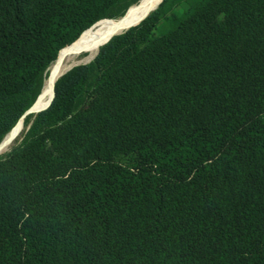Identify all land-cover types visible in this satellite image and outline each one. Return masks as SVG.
Here are the masks:
<instances>
[{
    "label": "trees",
    "instance_id": "1",
    "mask_svg": "<svg viewBox=\"0 0 264 264\" xmlns=\"http://www.w3.org/2000/svg\"><path fill=\"white\" fill-rule=\"evenodd\" d=\"M135 1L0 0V141ZM99 45L0 154V264H264V0H162Z\"/></svg>",
    "mask_w": 264,
    "mask_h": 264
},
{
    "label": "bare ground",
    "instance_id": "2",
    "mask_svg": "<svg viewBox=\"0 0 264 264\" xmlns=\"http://www.w3.org/2000/svg\"><path fill=\"white\" fill-rule=\"evenodd\" d=\"M159 1L160 0H142L140 4L134 5L131 8L127 18L119 25H115L111 21H100L92 25L85 32L81 33V36L77 41H74L75 43L73 42L69 46L60 50L56 60L47 69L48 74L47 76L45 75V80H43V87L39 93L33 112H37L48 106L53 96L54 82L63 72L74 65L91 61L97 54L99 43L102 44L103 42L108 41L112 36L124 32L134 23H138L153 9L155 5L159 3ZM104 39L106 40L103 41ZM23 118L19 119L16 126L6 134L4 138L5 141L8 139L14 140L17 137L23 128ZM8 147L9 145L6 146L1 153L6 151Z\"/></svg>",
    "mask_w": 264,
    "mask_h": 264
},
{
    "label": "water",
    "instance_id": "3",
    "mask_svg": "<svg viewBox=\"0 0 264 264\" xmlns=\"http://www.w3.org/2000/svg\"><path fill=\"white\" fill-rule=\"evenodd\" d=\"M162 0H160L159 1V3L161 2ZM142 2V0H137V1H135L134 3H132L131 5H129L128 7H127V9L125 10V12L120 16V17H118V18H116V19H102V20H106V21H111V22H113L115 25H119L120 23H122L126 18H127V16L129 15V12H130V10H131V8L134 6V5H138V4H140ZM159 3L152 9V10H154L158 5H159ZM151 10V11H152ZM150 11V12H151ZM149 12V13H150ZM148 13V14H149ZM147 14V15H148ZM146 15V16H147ZM145 16V17H146ZM144 17V18H145ZM143 18V19H144ZM143 19H141L138 23H134L132 26H130L129 28H131V27H135V26H137ZM102 20H99V21H102ZM99 21H97V22H99ZM96 22V23H97ZM96 23H94V24H96ZM93 24V25H94ZM128 28V29H129ZM128 29H126L125 31H127ZM124 31V32H125ZM124 32H121V33H119V34H122V33H124ZM119 34H117V35H119ZM117 35H115L114 37H116ZM113 37V38H114ZM112 38V39H113ZM112 39L111 40H109V41H105V42H103L102 44H101V46H103V45H105V44H108V43H110L111 41H112ZM60 52V51H59ZM59 52H58V55H59ZM58 55H57V57H58ZM56 57V58H57ZM56 59H54L53 61H55ZM52 61V62H53ZM51 62V63H52ZM90 62V61H89ZM89 62H84V63H80V64H77V65H74V66H72L71 68H73V67H75V66H78V65H83V64H87V63H89ZM51 63L49 64V66L51 65ZM48 66V67H49ZM48 67H47V69H48ZM71 68H69L68 70H66L65 72H63L58 78H60L63 74H65L66 72H68ZM46 69V70H47ZM54 91H55V86H54ZM54 91H53V96H54ZM53 96H52V98H53ZM38 97H39V94L37 95V97H36V99H35V101L33 102V104L31 105V107L19 118V119H21V118H23L24 116H26V115H28V114H30V113H33V111H34V106L36 105V102H37V100H38ZM52 100V99H51ZM51 103V102H50ZM50 103L48 104V106L50 105ZM47 106V107H48ZM46 107V108H47ZM46 108H44V109H41V110H39L38 112H40V111H43V110H45ZM17 124V123H16ZM16 124L14 125V126H16ZM7 134V133H6ZM6 134L3 136V138L1 139V141H0V154H1V152L4 150V148L6 147V146H10L12 143H13V140L12 139H8L7 141H5L4 140V138H5V136H6Z\"/></svg>",
    "mask_w": 264,
    "mask_h": 264
},
{
    "label": "rangeland",
    "instance_id": "4",
    "mask_svg": "<svg viewBox=\"0 0 264 264\" xmlns=\"http://www.w3.org/2000/svg\"><path fill=\"white\" fill-rule=\"evenodd\" d=\"M155 6H156V5H155ZM155 6H154V7H155ZM154 7H153V8H154ZM176 10H177V13H178L180 16H183V15L185 14L186 10H187V5H186L185 3H182L181 5H179V6L177 7ZM33 113H36V112H33ZM24 118H25V117H24ZM23 129H24V126H23L22 130H23ZM22 130H21V131H22ZM21 131H20V133H21ZM20 133H19V134H20ZM19 134L17 135V137L19 136ZM17 137H16V138H17ZM16 138H15V139H16ZM15 139L13 140V142L15 141Z\"/></svg>",
    "mask_w": 264,
    "mask_h": 264
}]
</instances>
